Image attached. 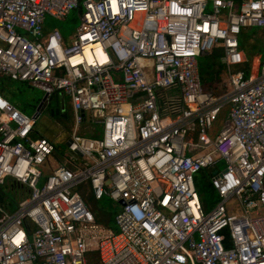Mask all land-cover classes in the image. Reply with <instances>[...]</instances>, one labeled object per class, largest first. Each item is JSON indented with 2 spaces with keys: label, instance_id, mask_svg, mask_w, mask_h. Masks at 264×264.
<instances>
[{
  "label": "built area",
  "instance_id": "1",
  "mask_svg": "<svg viewBox=\"0 0 264 264\" xmlns=\"http://www.w3.org/2000/svg\"><path fill=\"white\" fill-rule=\"evenodd\" d=\"M73 9L67 39L46 27ZM215 52L221 94L198 68ZM0 79L67 98L74 124L49 139L0 94V264H264V0H0ZM86 111L99 137L78 134ZM86 195L119 205L116 232Z\"/></svg>",
  "mask_w": 264,
  "mask_h": 264
},
{
  "label": "rangeland",
  "instance_id": "2",
  "mask_svg": "<svg viewBox=\"0 0 264 264\" xmlns=\"http://www.w3.org/2000/svg\"><path fill=\"white\" fill-rule=\"evenodd\" d=\"M79 22V10L73 9L71 10L67 16L60 21L53 20L49 17L46 18V27L53 28L58 27L62 34H71L75 27L78 25ZM257 32V29H251L247 33V35L241 38L243 47L246 49V53L251 58L254 55H261L263 43L261 40L252 38L253 34ZM205 58L199 57L203 65H199V70L204 71L209 69H215L216 72L220 71L218 66L214 65L217 64V56H204ZM206 78V75H204ZM223 80L226 81L227 77L226 74L223 77ZM2 82V88L4 89L5 93L8 95L9 101L11 104L16 106L23 114L27 116H32L36 112V108L44 96V92L35 86H31L28 83L7 80V79H0ZM211 88V87H210ZM212 91H219L218 89ZM65 100L66 109L64 114L66 117L54 116L51 117L49 115L48 107H46L37 119L36 127L37 132L39 134H43L46 136L51 135V137L55 138L57 134L62 132L61 136H66V134L71 132L72 124H73V112L71 110L69 101L67 98ZM53 97H52V105H53ZM90 114L88 111L85 112L86 122L80 125L79 129L81 130L83 126H89L96 129L98 135L94 134H87V137H99L101 134V126L90 124ZM224 119V115H220L219 121L216 122V127H220V121ZM66 133V134H65ZM78 134H82V132H78ZM69 135V134H68ZM62 150V149H61ZM65 152L64 150H62ZM55 166V162H52V167ZM46 174V173H45ZM0 204L5 209L6 212L11 213L16 209V202L15 200L4 191H0ZM85 201L87 206L91 208V210L96 215L97 219L99 220V225H102L103 228H109L111 222L109 216L110 214H115L119 211V205L117 203L111 202L110 200L103 198L100 201H95L91 196L86 195ZM95 258V257H94ZM97 260V259H96Z\"/></svg>",
  "mask_w": 264,
  "mask_h": 264
},
{
  "label": "crops",
  "instance_id": "3",
  "mask_svg": "<svg viewBox=\"0 0 264 264\" xmlns=\"http://www.w3.org/2000/svg\"><path fill=\"white\" fill-rule=\"evenodd\" d=\"M58 28V27H57ZM263 33L260 32V31H257L255 34H253L255 36V39L258 40H261L260 39V36L262 35ZM70 35V34H69ZM68 34H64V37L67 39V37L69 36ZM262 41V40H261ZM204 56H208V55H202L201 56V59L202 58H205ZM212 56H219V53L218 52H215ZM203 62V61H202ZM201 62L200 59H198V68H199V65H203V63ZM214 65L218 66V68L220 69V71L216 72L215 69H209L207 68L205 71L204 69L202 71L199 70V74H200V78H201V83H202V87H204L203 89L205 91H210V92H214L215 94H221L223 93L226 89H227V81H224L223 80V77H224V74H223V69L219 63V59H217V64L215 63ZM204 75H206V78L204 77ZM211 87V88H210ZM215 89H218L219 91H212ZM80 127V126H79ZM78 127V132H82L83 135H87V134H91V135H98L97 131L95 128L93 127H89V126H83L82 129L80 130ZM74 129V124H72V128H71V131H73ZM43 135V134H42ZM82 135V134H81ZM49 139H54L53 137H51V135L49 136H46V135H43ZM2 191V190H0ZM3 192V191H2ZM11 194V193H10ZM0 206L2 207V205L0 204ZM110 228L113 230V231H116V226L114 223L111 222L110 224Z\"/></svg>",
  "mask_w": 264,
  "mask_h": 264
},
{
  "label": "trees",
  "instance_id": "4",
  "mask_svg": "<svg viewBox=\"0 0 264 264\" xmlns=\"http://www.w3.org/2000/svg\"><path fill=\"white\" fill-rule=\"evenodd\" d=\"M80 1H82V0H80ZM223 74H224V72H223ZM226 86H227V84H226ZM0 94L9 101L8 95L5 93L4 89L2 88V82H0ZM209 178H210V173L206 170H202V171L198 172L194 177V186L196 188V192L198 194L200 203H201V205L205 211L210 209L218 200V196L215 193V191L213 190V188L209 182ZM6 194L11 196L10 193H6ZM0 200H1V196H0ZM114 215L115 214H113V215L110 214V216H109L110 221H113ZM108 229L112 232H116V231H113L110 227ZM224 246L225 247L231 246V243L229 242L227 236H226L225 241H224ZM88 263L89 264H96V259L94 258L93 255L88 258Z\"/></svg>",
  "mask_w": 264,
  "mask_h": 264
},
{
  "label": "water",
  "instance_id": "5",
  "mask_svg": "<svg viewBox=\"0 0 264 264\" xmlns=\"http://www.w3.org/2000/svg\"><path fill=\"white\" fill-rule=\"evenodd\" d=\"M32 86L39 88L37 85ZM52 97L54 100L53 105L51 103ZM52 97L47 98V95L44 94L36 108V112L41 113L46 107H48L49 115L51 117L59 115H61V117H66V114H64L66 109L65 100L57 94H54Z\"/></svg>",
  "mask_w": 264,
  "mask_h": 264
}]
</instances>
